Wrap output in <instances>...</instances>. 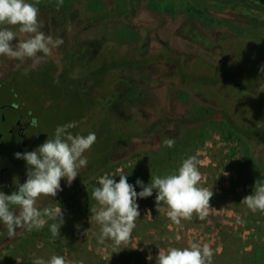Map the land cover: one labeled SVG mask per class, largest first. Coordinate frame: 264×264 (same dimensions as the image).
<instances>
[{
	"label": "rangeland",
	"instance_id": "rangeland-1",
	"mask_svg": "<svg viewBox=\"0 0 264 264\" xmlns=\"http://www.w3.org/2000/svg\"><path fill=\"white\" fill-rule=\"evenodd\" d=\"M44 1L53 4L54 7H47L46 10L39 8L41 30L55 39L56 34L51 25L47 27L43 23L46 17L48 20L51 15L49 21L52 26L65 31L64 36L61 37L63 43L53 49V54L35 68L31 67L30 60L21 62L7 57L0 60V69L15 75L16 79L20 80L22 89L31 95L46 140L54 136L57 126L67 123L75 124L71 129L73 134L86 136L94 132L97 140L91 149L84 153L88 164L80 169L79 175L72 184L69 186L67 181L62 179V191H59L55 198L48 197L51 205L59 203L63 212H69V205L79 201L77 219L69 220L66 215L68 213L64 212L65 223L60 228V236L56 238L52 237L48 225L43 228L48 227V230L18 229L14 237H8L0 244V264H32L36 258L47 260L54 254L63 255L69 264H156L160 249L184 248L193 242L208 244L212 248L214 252L212 264H264V212H252L242 201L245 196L253 193L257 181H264V174L253 155L264 145L261 141L257 143L255 138H251L247 143L234 129L219 120H210L204 125L200 123L182 125L180 134L173 137L174 146L172 148L163 146V151L160 152L163 158L168 152L171 153L169 161L165 160L161 164L164 169L163 176L178 170L184 159L190 156L197 157L202 174L201 186L212 189L214 193L210 200L212 208L204 220H200L194 214L191 220H181L180 225L174 224L167 216L166 205L161 204L157 210L156 192L153 190L152 196L137 199L140 217L136 221L131 240L115 247L112 241H107L103 245L98 243L100 226L91 218L90 211L91 207L98 206L92 198V192L100 178L112 177L116 172L129 168L133 170L139 161H143L145 157L143 153L148 148L147 138L134 135L135 138L128 142L124 139L116 140L115 136L120 130L127 134L138 132L145 117V103L147 109L152 104H163L168 94L179 90L176 97L184 99L190 110L194 111L200 109L197 103L200 101L199 98L205 97L207 102L218 105L222 98L220 95H223L227 105L236 100L239 108L233 111L232 116L237 119L238 124L256 127L261 125V133L264 134V72L260 71L261 66H264V37L259 30L256 33L245 30V27L236 20L239 16L238 12L243 11L248 14L242 6L243 1L233 0L228 4L224 0H197V3L194 0H157V9L162 7L165 11L177 7L182 12L180 14L183 23L194 20L201 29H197L196 26L177 25L174 32L176 35H181L182 32L184 38L181 36L179 45H182L180 51L184 53L173 56L180 58H177L181 62L180 65L175 68L172 63L166 61L169 67L158 68L153 74L159 75L141 81L137 85L138 88L147 90L132 106L124 103L126 89L123 84H118V76L134 75L135 72L126 71L119 64L130 63L129 58L140 60L145 57L146 49H155V42H161L164 48L168 49V41H174L172 29L166 30L164 27V30L169 32L165 33L167 42H164L156 30L150 32L152 28L150 23L144 22L150 19L144 12L137 18H130L132 22L128 24L149 34L144 35L141 40L136 39L133 33H129L128 39L126 33L129 29L124 17H120V22L116 18L107 17V20L102 18L101 13H107L105 11L115 6L113 0H106L105 4L109 5L107 8H104V4L102 8L100 0H91V2L63 0V5L59 9L55 6L57 0H40L39 4ZM28 2L34 3L35 0ZM68 4L73 7H69V11L65 8ZM117 4L120 5L119 2ZM99 5L102 12L94 13L93 7ZM75 9L79 10V15H75ZM249 14H255L261 21L264 20V13L260 11L250 10ZM92 17L99 26L88 25ZM157 29L160 31L163 27ZM15 31L18 32V26L15 27ZM236 31L245 39L258 38L257 43L253 46L241 42L232 34ZM111 33L114 36H110L109 39ZM147 41L153 43L143 46L142 44ZM214 43L223 46L225 44L223 55L220 48L217 50L214 48ZM70 45L74 49L66 50ZM160 48L162 46L159 44L157 48L159 50L154 52H161L163 49ZM231 48L249 52V59L253 60V65L248 66L249 72L252 71L253 75L256 72L258 76L251 77L250 84L241 83L244 87H249L250 93L248 89L243 90L241 87L242 92L236 95L231 89L236 86L235 82L229 84V90L219 89L223 86V82L217 79L218 72L223 67L219 63ZM60 50H64L65 53L67 51L70 56L73 50L75 53L79 52L81 58L79 61L75 60L79 67L77 66L72 74L77 76L80 74L79 71H85L84 73L88 74L87 78L91 80L90 85L85 84V81L81 84L79 81L80 84L73 86L62 74H59L63 70L61 65L72 62L68 56L61 55ZM167 52L169 51L165 50L163 55L167 56ZM152 57L154 55H148L145 59L148 61ZM107 62L112 63L114 68L103 79L102 72L108 68ZM225 63H229V60L226 59ZM65 70L71 71V68L67 67ZM178 70L186 76L187 81L183 82L184 84L176 75ZM198 70L201 73H198ZM137 76L138 74L134 75ZM136 94L139 93H134L133 99ZM193 96L199 100H193ZM90 97H93V100L86 104L85 100ZM246 97H250L253 101L258 97L256 100L258 107L255 110L247 111L245 107L241 110L242 100ZM177 102L176 100L175 103ZM225 109L230 110V108ZM254 121L257 123H251ZM130 124L133 127L131 129H129ZM200 128L203 130H199ZM162 140L158 141L159 145H163ZM97 146L101 147L100 151L104 159L94 163ZM261 161L264 164V157ZM140 170L143 172V177L138 176L137 179L148 185L149 182L146 181L144 174L151 169L145 166ZM154 171H152L153 175L156 173ZM130 184L134 185L138 193L142 190L136 185V180ZM42 198L45 200L46 197L42 196ZM237 218L244 220L245 223H238ZM51 223L49 221V224Z\"/></svg>",
	"mask_w": 264,
	"mask_h": 264
},
{
	"label": "clouds",
	"instance_id": "clouds-1",
	"mask_svg": "<svg viewBox=\"0 0 264 264\" xmlns=\"http://www.w3.org/2000/svg\"><path fill=\"white\" fill-rule=\"evenodd\" d=\"M39 2L0 0V56L21 62L30 60L31 67L35 68L63 43L62 38L54 39L41 30ZM62 5L63 0H57V9ZM16 26L18 32L12 30ZM14 40L17 42L13 43ZM260 71L264 72V66ZM74 127V123L57 126L54 136L35 150L15 153L17 159L26 161L28 170L26 181L18 184V191L11 194L0 191V223L6 226L9 238L17 234V229L41 230L45 225L49 226L53 238L60 236V228L65 223L61 206L56 202L41 208L37 201L42 196L55 198L62 191L61 180L70 186L80 169L87 166L84 153L91 149L97 136L94 132L86 136L73 134ZM163 143L172 148L175 140L166 138ZM118 176V182L114 177L100 178L92 192L98 206L90 208L91 218L100 226L97 239L101 245L112 241L113 246L119 247L131 240L140 217L137 199L152 196L153 190L157 210L161 204L166 205L167 216L176 225L181 220H191L194 214L204 220L212 208L210 200L214 193L201 186L202 174L196 156L184 159L173 173L151 177L148 185L137 179L136 185L142 189L139 193L128 182V174L121 171ZM242 201L252 212H264V181H257L253 193ZM237 222L245 223L240 218ZM213 256L208 244L193 242L184 248L160 249L156 264H212ZM32 264H69V261L63 255L54 254L47 260L36 258Z\"/></svg>",
	"mask_w": 264,
	"mask_h": 264
},
{
	"label": "flooded vegetation",
	"instance_id": "flooded-vegetation-1",
	"mask_svg": "<svg viewBox=\"0 0 264 264\" xmlns=\"http://www.w3.org/2000/svg\"><path fill=\"white\" fill-rule=\"evenodd\" d=\"M89 2H91V0H89ZM100 2H101L100 4H102V8H103V4L105 5L104 8L109 7V5L107 6V4H105V2H107L106 0H100ZM113 2L115 6L110 7L111 9L109 8L108 11H105L107 13H103V14L101 13L102 9L100 5L99 7L96 8L93 7V9H95L94 13L95 12L101 13L102 18L105 20H107V17H111L112 19L116 18V20L119 21L120 17L121 18L124 17V19L126 20L125 24L128 25L127 29H129V32L126 33V38L129 39L130 38L129 33H133L136 39L142 40L144 35L149 34L148 32L143 33V31L136 29V26H130V24H128L132 22V20L130 21V18L132 17L137 18L139 17V15H141L144 12L147 15V17L150 19V21H144V22L150 23L151 25L150 27L154 28V30L151 28L150 30L151 33H153L156 30V32L160 35V37L163 39L164 42L165 41L167 42V36L165 35V33L168 31L166 30L172 29L174 34L173 35L174 41H168V47H169L168 49H165L161 42L159 43L155 42L154 46L156 47L158 46L157 48H159V44L162 46V48H160L163 49L161 52H154L159 50L156 47L153 50L149 48L150 51H148L149 49H146L145 51L146 56L142 57L140 60L129 58L130 63L128 64H130L131 66L129 65L128 67H123L120 65L121 68H123L124 70L130 72L134 71L135 74H138L137 77H134L135 74L118 76L119 77L118 84H123L126 89V91H124V93L126 92V94L123 97L124 103H128L129 105L132 106L133 103L135 104L136 101H139L141 99L142 95L145 93L144 91L147 90L145 88L143 90H140L138 88L137 85L141 81L145 80L146 78L159 75V74L154 75L153 72L158 71V68L161 69L162 67L164 68L165 66L169 67V64L166 61L172 63V65L175 68L180 65L181 62L177 60V58L178 59L180 58L178 56H173L175 54L184 53L180 51L182 45L181 46L179 45L181 44L180 41L182 40L181 36L183 37L182 32H180L181 35L180 34L176 35V33L174 32L177 25L184 24L185 26L189 25V27L196 26L197 29H201V28L195 24L194 20L188 21L189 20L188 19L187 20L188 22L183 23L181 20L182 15L180 14L182 12L177 7H175V9L176 8L178 9L177 11L175 9H171V10L165 9L164 11L162 7L160 9H157L158 8V4L156 3L158 2L157 0H113ZM118 2L120 5L117 4ZM55 6L57 7V5ZM242 6L247 10L248 14H246L243 11L238 12L239 16H237L236 20H238L241 23L242 27H245V30L247 31L251 30L253 31V33H256V31L259 30V33L261 32L262 36L264 37V28H263L264 25L263 26L261 25L260 23L261 20L257 15L249 14L250 10L257 11V9H253L245 5ZM47 7H54V5L48 4L46 1L38 4V8H40L41 10L43 9L46 10ZM69 7L73 8L71 4L70 6L69 4L65 6V8L68 11H69ZM79 14H80L79 10L75 9V15H79ZM155 15L157 16L153 18ZM49 18H51V15H49L48 20L46 17L43 23H45L46 26L51 25L53 32L56 34L55 38L63 37L65 31L62 28L61 29L54 28L52 26V23L49 21ZM134 22H136V20ZM167 23H169V25H167ZM98 24L97 21L93 19V17L92 20L88 22L89 26L92 25L96 26ZM158 27L159 29L163 27V30L159 31L157 29ZM164 27L166 28V30H164ZM13 31H15V27H13ZM100 32H102V29H100ZM203 32L204 31H202V33ZM218 32L219 31H217V33ZM241 32H243V30ZM232 34L238 37L237 39H239L241 42L252 43L253 46L255 43H257L258 40V38L254 39V37L245 39L243 38V35L240 32L238 33L237 31L233 32ZM110 36L113 37L114 36L113 33L109 35L108 37L109 39ZM151 43H153V41L152 42L147 41L142 45L148 46ZM224 46L220 44L216 45L214 43V48L216 50L217 48H220L222 50L221 52L222 55L224 53V49H223ZM68 48L74 49L72 48V45L68 46L66 50H68ZM232 49L233 51L235 50L234 48H231V50ZM165 50L169 51L167 52V56L163 55V52H165ZM231 50L228 53L224 54V56L220 61L221 63L218 62L219 65H223L222 69L220 70L221 73L223 72L222 74L220 73L222 76H224V73H229V72L231 73L230 76L226 78V80H223V86H221L219 89L224 91V88H226V90H229V84L235 82L236 86H234V88L231 89L236 95L242 92L240 89L241 87H243V90L248 89V92L250 93L249 87H244L241 84L242 82H244L243 81L244 73L241 66L233 62L232 58L230 59V57L227 56L229 54H232ZM63 51L60 50L59 53L61 55L63 54L68 56V58H70L72 62L61 65L63 67V70L60 71V73L59 72L58 73L62 74L64 79L69 83L73 84V86H75V84H80L79 81H81V84H84V79L85 77L88 76V74L84 73L85 71L84 72L79 71L80 74H78L77 76L72 74L73 70L77 69V66L79 67V64L76 63L75 60L79 61L81 55L79 54V52L75 53L74 50L71 56L67 51L66 53L65 51L64 52ZM148 55H154V57H152L147 61L145 58ZM162 55L163 57H160ZM164 57L165 59H163ZM2 58L4 60L7 57L0 56V60H2ZM226 59L229 60V63H225ZM67 67L71 68V71L65 70ZM93 68L95 69V66ZM113 68H114L113 64L109 63L108 68H106V74L109 71H111ZM204 71L206 72L207 70ZM197 72L201 73V71L199 70ZM54 73L56 74V71H54ZM90 83L91 80H88L86 84L90 85ZM76 88L79 90L78 87H75V89ZM137 92L139 94H136V97H134L133 99L132 96L134 95V93ZM177 94H179V90L174 91V93L171 92L165 97L166 102L157 105L152 104L149 109H147L148 106L145 103V110H144L145 117H143L142 126L138 130V133L140 134H137L135 136L147 138V141L149 142V143L147 142V147L159 145L158 141L162 140L163 137L165 138L162 141H164L166 138H171V137L173 138L175 136H178L181 130L180 127L184 124L193 125L196 123H200L201 125H204L207 121L219 120L229 125L238 134H240L239 133L240 129H245L243 127H246L241 124H238L236 122L237 119L236 118L234 119V117L232 116V114H234L233 111L239 108L236 100H233L231 104L228 103L227 105V101L225 102L223 100L224 96L220 95V98L221 97L222 98L220 104L217 105L215 103L207 102L205 100V97L199 98L200 101H197V103L200 106L199 107L200 109L191 111L190 106L184 102V99L181 100V98L179 99L178 97H176ZM30 96L31 95L29 93H27L24 89H22L20 80L16 79L15 75H13L10 71L0 69V191H3L5 194H11L13 191H18V184L24 183L27 179L28 168L26 165V161H24L23 159H17L15 157V153L17 152L24 153L28 151H33L46 140L43 128L41 126L39 114ZM91 99L93 100V97L89 98L90 101ZM194 99H198V98L193 96V100ZM176 100L178 101L177 103H175ZM241 104H242L241 110H243L244 107L246 108L247 111L250 110V106L247 103H245L244 99L242 100ZM225 108H230V110L229 109L226 110ZM172 119H174V121L171 122ZM182 120L185 122H183ZM33 121L36 122L35 125H33ZM154 122H156V124L152 126ZM170 122L173 123V125H170ZM151 126L152 128L150 129ZM131 128L133 127L130 124L129 129ZM199 130H203V128H200ZM135 136L134 135L130 136L127 141L128 142L131 141V139L135 138ZM253 138H255L258 141L257 143L261 141V143L264 145V141H263L264 136L260 137V135L258 134H253L252 139ZM253 155L257 165L261 169L259 162L261 158L264 157V147L258 149L256 154ZM37 205L43 208L45 206L51 205V201L48 197H46L45 200L41 197L37 201ZM7 238H8L7 228L5 225L0 223V244L4 243V241Z\"/></svg>",
	"mask_w": 264,
	"mask_h": 264
},
{
	"label": "trees",
	"instance_id": "trees-1",
	"mask_svg": "<svg viewBox=\"0 0 264 264\" xmlns=\"http://www.w3.org/2000/svg\"><path fill=\"white\" fill-rule=\"evenodd\" d=\"M224 1L226 3H228V4H230L233 0H224ZM242 1H243V5L248 6V7H251L253 9H257V11H260V12L264 13V0H242ZM194 2L197 3V0H195ZM260 23L263 26L264 25V20L260 21ZM261 38H263V37H261ZM244 43H246L247 45L248 44L253 45L252 43H247V42H244ZM249 54H250L249 52H245V51H241V50H239V51H235L234 50V51H232V54H229L227 56H229L230 59L232 58L233 62H235V63H237V64H239L241 66V68L243 70V73H244L243 81L250 84L251 77L253 78V77H255V75L258 76V73L255 72V74L253 75L252 74V71L249 72L250 69L248 68V66H252L253 65V60L251 59V61H250ZM107 63H108L107 65L109 66V63L110 62H107ZM133 63H135V62H133ZM119 65H121L123 67H128L130 64L124 62V63L119 64ZM178 71H179L178 73H180V75L178 73L176 75L179 76L178 77L179 80H181L182 83L185 82V81H187L185 74L183 72H181L180 70H178ZM220 73L221 72L219 71L218 72V76H217V79L220 82L221 81L223 82V80H226V78L228 76H230V74H231L230 72L229 73H224V76H222L221 74L223 72L221 74ZM105 74H106V69L104 70V72H102L103 79L105 78ZM88 80H90V79H88L87 77H85V79H84L85 84L87 83ZM257 99H258V97L253 101L249 97V98H246L244 101H245V103H247L250 106V109L251 110H253V109L255 110L258 107V105L256 104V100ZM85 103L86 104H89L90 103V100L89 99L85 100ZM263 116H262V118H263ZM172 121H174V119H172L171 122ZM156 122H158V121H156ZM156 122H154L152 124V126L155 125ZM171 122H170V125H173V123H171ZM183 122H185V121H183ZM251 123H257V122L254 121V122H251ZM258 124H260V123H258ZM152 126L150 127V129L152 128ZM243 128H245V129H240V131L238 130L239 133H240L239 135L242 138H244L247 143H249V140H251L253 134H258V135H260V137H263L264 136V134L261 133V125H260V127H256V126H246V127H243ZM127 130H129V129H127ZM136 134H140V133H138V132L137 133H132L131 132V133L127 134V133L121 132V130H120L119 131V134H117L115 137H116V140L124 139V140L127 141L130 136L136 135ZM163 146H165V145H161L160 144V145L148 147L147 149H145V151L143 153L144 156H145L143 158V161H139L135 165V167H134L133 170H132V168L123 170V173L128 174V177L127 178H128V182L129 183L132 182V181H134V180H137V177L138 176L143 177V172L140 169L143 168V167H145V166H148L151 169V171H148V172H146V174H144L145 179H146L147 182H149V183L151 182V177H155V176H161V177H163V174H164V171L163 170L164 169H163V167H162L161 164H163V162L165 160H168V159L171 158V153L169 154V152L167 154H165L164 158L162 157V155L160 154V152L163 151ZM97 148H98V150H97ZM100 150H101V147L100 146H97L96 147V150H95V153H94V155H95L94 156V161H93L94 163L95 162H100V160L102 161V159H104V156L101 155V151ZM171 162H172V160H171ZM259 164L261 166V171L264 174V164H263V162L261 160H260ZM152 168H154L155 171L152 170ZM152 171L156 172L155 175L152 174ZM120 172H116L112 176V177H114V179H116L117 182L119 181V176L118 175L120 174ZM98 173H96V175ZM144 182H145V180H144ZM96 186H97V184H96ZM78 207H79V201L74 202V203H71L69 205V210H68L69 212L64 211V212L68 213L66 215H67V217H69V220L70 219L71 220L77 219L76 212L78 210ZM46 229L48 230V227ZM46 229H43V230H46Z\"/></svg>",
	"mask_w": 264,
	"mask_h": 264
}]
</instances>
